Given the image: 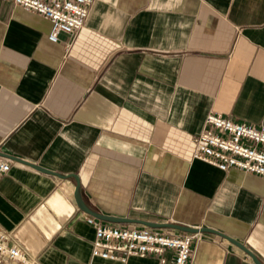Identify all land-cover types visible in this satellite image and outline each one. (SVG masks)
I'll return each mask as SVG.
<instances>
[{
	"label": "crops",
	"instance_id": "obj_1",
	"mask_svg": "<svg viewBox=\"0 0 264 264\" xmlns=\"http://www.w3.org/2000/svg\"><path fill=\"white\" fill-rule=\"evenodd\" d=\"M50 29L0 0V152L10 163L0 229L41 264L173 260L171 249L126 263L92 256L75 180L14 156L76 174L96 212L213 228L264 264V177L192 156L208 112L264 125V0H94L69 46ZM194 234L186 264H255L219 235Z\"/></svg>",
	"mask_w": 264,
	"mask_h": 264
},
{
	"label": "built area",
	"instance_id": "obj_2",
	"mask_svg": "<svg viewBox=\"0 0 264 264\" xmlns=\"http://www.w3.org/2000/svg\"><path fill=\"white\" fill-rule=\"evenodd\" d=\"M15 6L39 14L51 23L47 35L57 42L60 33L70 37L79 34L94 0H9ZM193 158L203 160L220 170L236 168L264 177V125L232 121L208 112L202 130L193 138ZM9 160L0 156V178L9 171ZM93 228L91 255L126 263L130 257L147 253L174 251L172 264H186L191 254L194 233L175 231L166 234L155 228L120 227L91 215L86 218ZM0 264H41L38 257L25 253L0 229Z\"/></svg>",
	"mask_w": 264,
	"mask_h": 264
},
{
	"label": "water",
	"instance_id": "obj_3",
	"mask_svg": "<svg viewBox=\"0 0 264 264\" xmlns=\"http://www.w3.org/2000/svg\"><path fill=\"white\" fill-rule=\"evenodd\" d=\"M2 155H6V154H2L0 152V156ZM14 160L20 161L26 165H29L37 170H40L42 172L57 176L59 178H70L72 177L75 180V188H74V199L75 202L77 204V206L84 211L85 213L99 219V220H103V221H109V222H114V223H118V222H135V223H139L142 224L144 226L147 227H151V228H162V227H169L172 229H175L177 231H182V232H189V233H198V232H208V233H213L216 235H219L222 238H225L226 240H228L229 242H231L232 244L238 246L239 248H241L243 251H245L253 260V262L255 264H262L258 258L254 255L253 252H251V250H249L244 244H242L240 241L228 236L227 234L220 232L219 230L213 229V228H209L206 226L203 227H199V228H194V227H189V226H184V225H180V224H175V223H168V222H149V221H145V220H137V219H130V218H123V217H115V216H108V215H104L101 214L99 212H96L92 209H90L84 202L82 196H81V191H80V181L79 178L76 174L74 173H70V174H61L59 172H55L53 170H49L46 168H43L42 166H39L37 164H33L31 162H27L25 160H22L20 158H16L14 156H9Z\"/></svg>",
	"mask_w": 264,
	"mask_h": 264
}]
</instances>
